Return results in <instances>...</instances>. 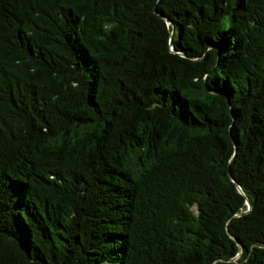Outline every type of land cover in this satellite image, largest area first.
I'll return each instance as SVG.
<instances>
[{
	"label": "trees",
	"instance_id": "obj_1",
	"mask_svg": "<svg viewBox=\"0 0 264 264\" xmlns=\"http://www.w3.org/2000/svg\"><path fill=\"white\" fill-rule=\"evenodd\" d=\"M0 264H264V0H0Z\"/></svg>",
	"mask_w": 264,
	"mask_h": 264
},
{
	"label": "water",
	"instance_id": "obj_2",
	"mask_svg": "<svg viewBox=\"0 0 264 264\" xmlns=\"http://www.w3.org/2000/svg\"><path fill=\"white\" fill-rule=\"evenodd\" d=\"M238 187H239V189H240V191L242 192V193H244V191L242 190V188H241V186L238 184ZM247 204H248V206H249V209L248 210H250L251 209V207H252V205H251V202L247 199ZM243 212H241V214H242Z\"/></svg>",
	"mask_w": 264,
	"mask_h": 264
}]
</instances>
